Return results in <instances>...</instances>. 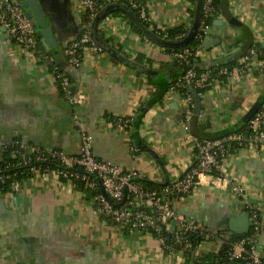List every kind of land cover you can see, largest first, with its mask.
Listing matches in <instances>:
<instances>
[{"label":"crops","instance_id":"0c3cea01","mask_svg":"<svg viewBox=\"0 0 264 264\" xmlns=\"http://www.w3.org/2000/svg\"><path fill=\"white\" fill-rule=\"evenodd\" d=\"M38 1L52 26L55 48L39 39L36 50H27L8 40L0 27V158L4 144L17 138L75 156L80 134L87 132L96 158L135 170L151 182H172L195 157L187 133L200 138L230 134L264 101L263 59L239 81L228 84L222 78L201 92L200 113L193 111L186 128L181 95L171 89L179 66L168 51L134 30L129 15H104L96 32L113 53L86 48L74 66L66 45L79 35L82 1ZM116 1L106 3L114 6ZM217 1L204 39L214 43L204 49L200 63L237 65L252 44L264 52V0ZM142 2L151 22L167 30L190 25V10L195 14L198 0ZM95 16L83 24L90 31ZM236 48L241 55L230 60L227 54ZM43 50L68 76L81 103H70L60 93ZM117 116L131 118L130 125L115 126ZM219 171L220 177H201L189 194L173 201L175 216L165 228L174 230L192 220L213 232L229 230L231 218L247 214L251 222L249 211H254L261 224L255 247L264 264V147L240 146L221 158ZM220 243L215 238L198 245L195 257L216 251ZM0 264L193 263L180 251H164L151 233L124 230L101 216L84 192L49 171L34 172L0 192Z\"/></svg>","mask_w":264,"mask_h":264},{"label":"built area","instance_id":"2783aa9c","mask_svg":"<svg viewBox=\"0 0 264 264\" xmlns=\"http://www.w3.org/2000/svg\"><path fill=\"white\" fill-rule=\"evenodd\" d=\"M83 8L89 12L90 18H93L102 3L96 0H81ZM212 0H203V12L206 13L211 8ZM107 0H104L106 3ZM103 3V4H104ZM129 5L135 9L140 20L146 22L149 30H154L156 34L159 32L166 36L165 29L154 25L143 4L137 3L135 0H128ZM0 27L7 34V39L20 44L27 50L34 51L37 49L38 39L36 32L24 15V11L15 0H0ZM157 30V31H156ZM208 28L204 32L207 34ZM149 40V39H148ZM81 48L83 51L90 48L93 51H101V48L94 42L90 29L84 28L80 35L72 38L66 45L67 53H70L69 60L74 66H78L81 62L82 55L77 52ZM205 55L204 48L198 47L191 49L183 47L179 50L169 52L171 59L178 63L181 67V73L172 81L171 89L179 88L192 89L199 95L201 92L210 88L214 83L221 81L223 78L226 83L239 81L244 74L249 72L253 63H257V67L263 63V59H257V52L254 46H250L246 52L240 57L237 65L228 67L225 65L217 66V64L204 65L200 63ZM46 57V55H45ZM218 67V68H217ZM63 96L70 103H81L82 96L77 94L63 72L59 73ZM184 103L182 109V122L188 128L190 118L193 114V96L188 93L181 97ZM264 101L260 104V109L255 111L249 117V125L251 134L248 143L242 145L245 147H264ZM131 118L126 116H118L115 120V126L118 128H126L130 125ZM243 136L239 133H232L218 138H200L192 133H187V139L191 140L195 150L196 164L189 167L174 181L166 183L159 189H150L141 184L140 174L135 170L123 169L120 165L103 161L95 157L91 148V135L87 132L80 134V150L75 156H67L64 152L50 149L46 150L38 145L29 144L22 139H16L14 144L17 151L21 155V161L26 163L30 158L35 160H44L46 155L57 157L67 165L76 164L81 167L82 171L92 174L97 179L91 181L90 186H101V192H96L93 196V202L96 205L99 214L124 230H142L146 228L156 227L159 223L165 225L168 220L175 216L172 207L173 201L178 197H183L191 192L199 179L207 174L212 168L219 170L220 160L228 154V144L231 140H241ZM54 171L58 176L59 170L41 171L38 167L33 168L34 173H47ZM68 182L73 176L77 178L78 173L67 174L62 173ZM213 177V176H212ZM17 182H14L15 186ZM236 189V187H235ZM145 207L153 209V213ZM260 221L255 213L252 214L251 229L252 232L247 237H243L235 242L230 251V257H243L247 264H263L262 257L255 247V237L260 231ZM207 230L204 224H199L192 220L183 221L181 225L174 229L175 239L187 232ZM210 236V234H209ZM162 242V239H160ZM164 250V249H163Z\"/></svg>","mask_w":264,"mask_h":264},{"label":"trees","instance_id":"16d2710c","mask_svg":"<svg viewBox=\"0 0 264 264\" xmlns=\"http://www.w3.org/2000/svg\"><path fill=\"white\" fill-rule=\"evenodd\" d=\"M96 1L97 3H102L96 14L100 13L104 8H106L109 5L108 3H104V0H96ZM135 1L139 4H143L142 0H135ZM217 6H218V1L212 0L210 10L206 13H204L203 11L201 12L199 26L196 32L194 33L193 37L191 38V40L186 45L179 47L166 46L162 44L161 41H180L184 39L188 35L193 22V17H194L193 9L190 10V14H189L190 25H179L177 27L167 29L165 31L166 33L165 37L161 32H159V34H156L154 30H149L146 22H143L138 18L135 9L129 5L128 0H117L115 5L112 6L113 10L111 13H123V15L126 17L128 13L133 14L134 16L137 17L140 24L144 28V31H142L139 27L136 26L134 22H132L129 19V22L131 26L134 28V30L140 32L150 41L157 43L166 51L171 52L173 50H179L183 47H188L191 49H196L198 47H201L206 37L204 30L206 27L208 28L209 24L211 23L213 15L217 12ZM90 19L92 18H90L88 10L86 8H83L81 13V29L79 35L81 33V30H84L85 28L83 24H88ZM39 44L40 42L38 39V45ZM251 46H254L256 49L257 59H264V52L262 48L257 44H252ZM44 52L47 54L45 58L47 65L54 74L56 85L60 93L63 95L61 80L59 76L57 77L59 73L63 72L62 68L54 59L51 58V53L49 51H44ZM77 52L80 54V56L83 54L82 53L83 50L81 48H79ZM67 56L70 57L69 52L67 53ZM173 63L179 66L180 69H178V71L181 73L182 70L180 65H178V63L175 61ZM234 63L235 61H228L222 64H217V66L225 65L228 67H232ZM175 90H177V92L181 95V97L191 92L188 89V87L187 88L177 87ZM258 109H260V105L256 108L255 111H257ZM117 118L118 116L114 119V125H115V120H117ZM232 133H239L243 137L241 138V140H231L229 142L228 153L235 151L237 148H239L242 145H246L248 141H250L249 136L251 134V128L249 125V120L247 119L241 122V124L235 130L230 132V134ZM15 140L16 139H12L10 142L5 143L3 146V151L0 158V192L10 191L13 188L14 182L20 183L24 179L30 177L33 174L32 169L36 167H38L42 172L46 170H59L61 172L59 175V178L61 180H67L66 177L62 174L63 172H66L68 175L72 173H78L79 176L77 178H74L73 176L70 177L72 178L71 181L74 187L84 192L86 194V197L90 200H93V196L96 192H101V186L99 183H97L96 186L93 187L90 186L91 181H96L97 178L92 174H87L83 172L81 167L76 164L67 165L57 157H53L50 155H46L44 160H35L34 158H30L26 163L22 162L21 155L19 154L20 152L19 150L17 151L16 145L14 144ZM195 164H196V160L194 158L191 162V166H194ZM207 174L215 178L221 176L220 171L217 168L210 169L209 171H207ZM138 181L141 184H143L145 187L150 189H159L162 186L161 183L151 182L145 180L144 178L138 179ZM145 208L153 213L152 208L150 207H145ZM253 213L256 212L249 211V214L251 216ZM257 219L259 220L258 215H257ZM141 231L151 233L153 236L162 239V247L164 251H168V250L180 251L184 255L185 259L187 261L192 262L193 264H247L246 259L243 257H230V251L235 242H237L243 237H247L248 235H250V233L252 232L251 228L246 234L239 236L233 234L229 230H222V231L220 230L217 232H213L209 228L207 230L198 229L197 231L187 232L182 234L181 236H179L177 240L175 239L174 230L169 231L165 228V225L160 223L156 227L142 229ZM215 238H219L221 240L220 246L216 251H208L207 253L195 257L194 251L196 250L198 245L204 242H208V240L210 241V239H215Z\"/></svg>","mask_w":264,"mask_h":264},{"label":"water","instance_id":"95a60500","mask_svg":"<svg viewBox=\"0 0 264 264\" xmlns=\"http://www.w3.org/2000/svg\"><path fill=\"white\" fill-rule=\"evenodd\" d=\"M20 5L24 11V15L31 22V24H32V26L36 32L37 38L41 39L43 45L46 48H48V49L49 48H55V46L57 45V40L55 38L52 26L49 24L47 17L45 15L39 1L38 0H21ZM112 10H113L112 6H107L100 13H98L95 16V19L92 23L91 31H90L94 42L101 49H106L107 51H109L111 53H113L112 50L101 40V38L97 34L96 27H97L99 20L104 15H106L108 12H110ZM123 10H125V9H123ZM202 10H203V0H198L190 31L184 39H182L180 41H161V43L166 45V46H171V47H179V46L186 45L191 40V38L193 37L194 33L196 32V30L199 26L200 16H201ZM128 15L131 18V20L136 24V26L139 27L142 31H144V28L140 24L137 17L131 13H128ZM213 43L214 42H212V40H206L201 47L204 49H209L211 47V44H213ZM237 51H238V49L236 48L232 52H229L227 54V57H232V58H230V60L239 58L241 54H235V53H237ZM189 90L192 93L193 101H194L193 111L195 114H199L200 113V97L196 91H192L191 88ZM263 95H264V91H263ZM260 104L261 103H257L256 106L253 108V110L250 111L243 118V121L249 119V117L254 113V111L256 110V108ZM166 183L167 182H162L161 184L164 185ZM250 225H251V222H250L249 216L247 214H238L229 220V231L232 232L233 234L237 235V236L243 235L249 231Z\"/></svg>","mask_w":264,"mask_h":264}]
</instances>
